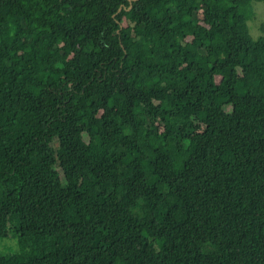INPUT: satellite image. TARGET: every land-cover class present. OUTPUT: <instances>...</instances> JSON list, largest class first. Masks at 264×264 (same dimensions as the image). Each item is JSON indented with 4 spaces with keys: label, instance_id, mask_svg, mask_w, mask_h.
I'll use <instances>...</instances> for the list:
<instances>
[{
    "label": "trees",
    "instance_id": "trees-1",
    "mask_svg": "<svg viewBox=\"0 0 264 264\" xmlns=\"http://www.w3.org/2000/svg\"><path fill=\"white\" fill-rule=\"evenodd\" d=\"M251 3L0 0V264H264Z\"/></svg>",
    "mask_w": 264,
    "mask_h": 264
},
{
    "label": "rangeland",
    "instance_id": "rangeland-1",
    "mask_svg": "<svg viewBox=\"0 0 264 264\" xmlns=\"http://www.w3.org/2000/svg\"><path fill=\"white\" fill-rule=\"evenodd\" d=\"M251 11L245 12V22L247 35L254 40L264 37V0H252L249 6ZM80 144H83L80 141ZM4 245L15 246L16 237L11 235V237L3 241Z\"/></svg>",
    "mask_w": 264,
    "mask_h": 264
}]
</instances>
